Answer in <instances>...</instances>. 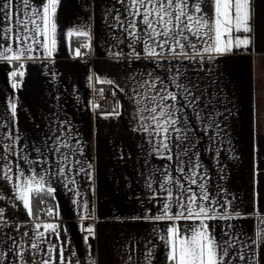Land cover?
<instances>
[{"label": "crops", "instance_id": "1", "mask_svg": "<svg viewBox=\"0 0 264 264\" xmlns=\"http://www.w3.org/2000/svg\"><path fill=\"white\" fill-rule=\"evenodd\" d=\"M47 3L30 0L25 9L15 0L16 16L5 20L9 9L0 14V52L13 48L7 53L11 60L0 58V264H55L60 247L62 264H173L168 258L169 227L174 223L181 226L182 235L190 236L198 224L154 217L162 215L165 203L177 210L180 183L197 192L202 183L213 205L230 202L231 219L206 221L219 240H232L230 264H245L236 258L240 255L248 264H264V0H250L252 32L239 34L250 40L248 48L233 44L232 51L212 59L203 54L202 61L175 59L167 50L163 57L150 58L142 45L136 46L141 56L137 60L128 47L131 37L116 19L127 18L123 0H56L54 16L49 8L45 38L43 21L31 11L35 8L42 15ZM202 8L214 19V0H203ZM23 11L29 16L19 15ZM17 18L35 21L28 24L33 33L27 40L15 39L21 28ZM9 28L12 31H2ZM73 37L85 41L72 45ZM36 39L47 45L51 56L34 43ZM193 39L203 53L208 45ZM21 49L30 50L17 61ZM176 69L182 77L178 82L192 88L197 102L177 105L181 135L187 139L179 141L181 147L173 149L169 161L154 153L147 134L134 130L140 126L137 109L143 106L135 101L146 104L147 96L155 94L148 85L155 82L159 87L157 76L184 96L172 83ZM105 87L116 99L106 110L94 109L93 99ZM117 111L119 116L113 114ZM179 167L185 169L184 181H175L174 169ZM193 171L197 185L187 180ZM169 177L174 182H168ZM48 187L54 189L48 194L52 214L40 206L44 217H33L31 194ZM21 192L27 208L19 199ZM169 192L173 201L168 200ZM47 224L58 227L54 232L44 228Z\"/></svg>", "mask_w": 264, "mask_h": 264}, {"label": "snow or ice", "instance_id": "2", "mask_svg": "<svg viewBox=\"0 0 264 264\" xmlns=\"http://www.w3.org/2000/svg\"><path fill=\"white\" fill-rule=\"evenodd\" d=\"M21 2L25 9L29 8L30 0H21ZM123 2L128 4V8L125 9L127 18L122 19L117 16L116 19L120 21V26L127 35L131 37L128 47L133 50L137 60L141 58L136 51L137 45H142L144 52L150 58L163 57L165 50H167L175 59L182 58L192 61L197 58L202 61L203 54H207V58L212 59L216 55L230 52L233 50V44L236 48L241 46L248 48L250 46V40L248 38L241 39L239 35L241 33L250 35L252 32L251 22L253 17L250 0H214V19L210 18L202 8L203 0H130V2L129 0H123ZM14 3L15 0H0V14H3L6 9L10 10L9 13L4 15L5 20H11L17 15ZM49 8H51L54 16L56 0H48V3L44 4L42 15L35 8L31 11L32 16H39L43 21L44 28L41 34L45 38L48 37ZM19 15L28 17L29 13L23 11ZM137 17H139V20H137ZM32 23H35L32 19H28L25 23L23 19L17 18L15 24L20 25L21 28L15 39L24 41L32 36L33 30L28 28V24ZM140 25H143V27H140ZM36 28L39 29L40 25H36ZM51 30V44L54 49L57 43V25L55 22L51 24ZM2 31L10 32L12 30L9 28ZM68 35L71 36L72 33L69 32ZM76 35L87 37L88 32H78ZM205 37H207V40H205ZM193 38H195V41H204L208 45L203 47V53L197 50L198 45ZM224 40H226V43H222ZM34 43L44 47L47 56L52 55V51L47 48L46 44H42L39 39L34 40ZM88 46L87 44L84 45L85 48ZM29 50L21 49L15 55V60L19 61ZM12 51L13 48L11 47L5 48L4 51L0 52V58L5 61L11 60L7 53ZM75 51L76 55L79 56L80 49L77 48ZM190 52H192V55H189ZM20 67L22 68L23 65H20ZM175 71L176 75L173 76L172 83L174 88L181 89L184 92V96H180L175 90H169V85L165 83V80L157 76L156 80L159 81V87L155 82L148 85L150 89L155 90V94L147 96L146 104L143 99L135 101L138 105L143 106L137 109L140 126L134 130L147 134V142L153 146L154 153L169 161L173 160V149L179 150L181 147L179 141L187 139L186 136L181 135L183 119L177 114L179 111L177 105L182 108L184 103H181V101L187 104L197 102V97L193 95L192 88L178 82V77L182 78L179 69ZM16 74V72L12 73L13 76ZM19 74L20 76L24 75L23 72ZM104 83L111 84L113 82L104 81ZM12 86L16 87L15 84ZM119 90L123 91V89ZM137 95H140V93H137ZM95 107H99V105H95ZM11 109L12 115L15 116L17 114L16 105L12 104ZM113 114L119 116L121 113L117 111ZM177 125H181V127ZM173 133L176 134L175 137ZM9 135L13 136L14 133ZM16 139H19V137H16ZM55 151H60V149L57 148ZM165 153H167L166 156ZM20 155L23 156V150ZM44 163L47 162L44 161ZM8 171L10 173L11 169L9 168ZM174 171L177 173L175 181L186 179L185 175H182L185 173L183 167L176 168ZM196 175V172L193 171L191 176L187 177L190 185H197ZM23 176L24 172L21 169L20 178L22 179ZM6 178L10 177L6 174ZM40 179L43 181L44 177L41 176ZM168 182H174L173 177H169ZM198 187L201 190L200 192L194 191L190 186L186 187L184 183H180L179 188L181 191L174 200L177 210L173 212V203H165L162 215L154 217L155 220H195L198 224L196 228L192 229L190 236L182 235L181 226L173 223L169 227L171 250L168 258L173 264H230L233 257H230L229 253L235 247L232 240H219L214 233H210L206 222L216 219L225 221L231 219L230 202H217L216 205H213L208 194L203 191L204 185L200 183ZM45 191L46 194H51L54 189L48 187L46 190H40V192ZM19 199L24 202L26 208L29 207V202L23 192L20 193ZM168 200L173 201L172 192L168 193ZM84 207L86 208L87 205L85 204ZM2 211L0 209V214H2ZM51 214V210H49V215ZM40 227L41 225H36L37 229ZM57 227L53 224L44 225L45 229L54 232ZM88 231L91 232L92 229L89 228ZM38 235L43 237L44 232H39ZM260 239L262 246H264V233L260 235ZM36 247L37 245H32V248ZM48 251L52 252L53 249H48ZM63 251V247H60V261H56L55 264H62L64 260ZM21 258H23V254H21ZM236 258L248 264L245 256L240 255ZM39 264H49V261H41Z\"/></svg>", "mask_w": 264, "mask_h": 264}, {"label": "built area", "instance_id": "3", "mask_svg": "<svg viewBox=\"0 0 264 264\" xmlns=\"http://www.w3.org/2000/svg\"><path fill=\"white\" fill-rule=\"evenodd\" d=\"M115 99L116 96L111 93L107 87H105L101 90V92L95 95L93 99L94 109L106 110L109 108L111 102ZM95 105H99V107H95ZM40 206L42 211L47 214H49V210H51L52 212L54 209V203L51 199H42L40 202Z\"/></svg>", "mask_w": 264, "mask_h": 264}, {"label": "trees", "instance_id": "4", "mask_svg": "<svg viewBox=\"0 0 264 264\" xmlns=\"http://www.w3.org/2000/svg\"><path fill=\"white\" fill-rule=\"evenodd\" d=\"M81 41H85L83 38L73 37L71 40L72 45L80 44ZM39 192V194H38ZM33 192L30 198L31 212L33 217H44L42 211H40V202L42 199H49V195L46 192Z\"/></svg>", "mask_w": 264, "mask_h": 264}]
</instances>
